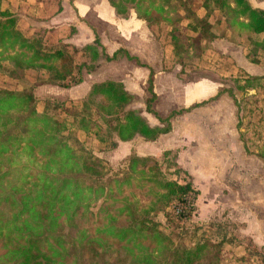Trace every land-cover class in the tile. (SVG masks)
<instances>
[{
	"label": "rangeland",
	"instance_id": "374dc122",
	"mask_svg": "<svg viewBox=\"0 0 264 264\" xmlns=\"http://www.w3.org/2000/svg\"><path fill=\"white\" fill-rule=\"evenodd\" d=\"M203 1L191 2L198 14L204 13ZM127 4V12L119 14L107 0H0L2 8L16 15L24 33L41 36L47 47L65 44L82 74L80 84L63 86L60 83L68 80H51L45 69L28 68L20 77L7 73L12 65L7 59H0V88L32 90L37 109L46 106L49 113L64 118L67 128L99 158L102 172L97 177L109 181L121 175L128 156L108 147L107 127L97 106L88 110V121L99 122L100 127L87 129L77 126L73 116L63 108L84 106L86 91L95 80L123 81L134 94L127 107L140 111L150 123H160L159 117L168 118L176 136L185 137L177 148L172 147L167 160H173L176 148L182 151V166L189 168L195 177L213 176L211 185L205 181L199 183L198 204L190 217H178L174 203L150 213L158 228L173 242L180 240L186 245H193L203 237L223 239L219 264H264V162L258 156L264 150V78L256 87L248 90L241 87L246 73L264 74V49L248 54L253 45L247 31L229 27L223 17H218V11L213 10L209 19L215 38L205 43L207 49L201 57L180 63L173 52L170 35L173 25L163 19L146 21L137 15L134 4ZM167 14L171 15L172 11ZM189 21L181 18L176 24L183 26ZM80 24L81 32L77 28ZM95 35L101 42L96 60L81 50H72V45L80 48ZM261 35L254 34L253 38ZM150 69L155 92L152 107L159 117L146 109L145 104ZM140 138L133 141L141 142ZM16 159L13 175H20L23 169L26 172L23 178L30 180L34 175L29 172L38 173V164L45 157L37 153L29 158L25 152H19ZM162 170L168 177H188L183 172L170 173L173 165ZM138 176L120 185L112 182L113 196L89 193L84 198L72 234L77 237L84 231L92 240V247L86 246L78 252L83 258L88 257L90 263L137 264L131 261L138 250L142 251L138 257L147 256L150 248L154 250L153 245L147 244V238L145 243H139L138 239L132 243L112 234L128 225L122 211L126 202L134 206L136 201L145 206L151 200V183L144 175L141 180ZM129 205L126 204L127 209ZM111 213L115 221L110 219ZM131 243L133 248L128 245ZM65 260L72 263L75 256H67Z\"/></svg>",
	"mask_w": 264,
	"mask_h": 264
},
{
	"label": "trees",
	"instance_id": "16d2710c",
	"mask_svg": "<svg viewBox=\"0 0 264 264\" xmlns=\"http://www.w3.org/2000/svg\"><path fill=\"white\" fill-rule=\"evenodd\" d=\"M107 1L119 14L127 12L129 2L134 4L132 7L137 15L146 21L168 20L173 25L170 31L173 52L180 63L194 56L201 57L207 49L205 43L215 38L209 19L213 10L218 11V17H223L229 27L237 28L239 32L243 29L247 31L253 45L248 54H256L258 50L264 49V9L253 6L250 0H204L203 14L193 10L192 0ZM169 11H172L171 15L167 14ZM181 18L190 21L180 26L176 23ZM182 28L185 33L181 31ZM259 33H262L261 38H253L254 34ZM100 46L101 42L95 35L91 42L80 48L72 45V50H81L91 60H96ZM180 46L182 49H179ZM114 55L115 52L108 57ZM0 59H7L12 65L7 73L19 77L24 70L36 68L47 70L51 80H68L60 83L63 86L82 81L74 54L65 44L47 47L41 36L27 35L18 26L16 15L1 5ZM263 78L264 74L246 73L241 87L245 90L256 87ZM146 90L149 93L145 100L146 109L157 115L152 108L155 97L152 69L148 74ZM34 96L30 89L0 88V264H92L88 257L85 259L78 254L86 246H91L92 240L84 231L77 237L72 234L84 198L89 193L113 196L115 191L112 182L120 185L138 174V179L141 180L144 175L151 183V200L145 206L136 201L134 206L126 202L131 206H127L130 207L127 209L124 204L122 211L126 213L128 225L115 229L112 234L132 243L134 239L145 243L144 239L147 238V244L154 246V250L150 248L145 258L138 257L142 252L138 250L131 263L219 264L223 239L215 241L203 237L193 245H186L180 240L173 242L150 216V213L173 203L175 209L177 204L185 205L180 212H175L180 218L190 217L196 209L198 189L191 180L188 177L182 178L183 181L179 180L180 177H168L162 170L173 165L174 170L170 173L178 175L183 172L188 176L177 161L176 153H173V160H167L172 152L170 149L164 150L162 159L131 151L125 168L120 170V176L109 181L101 180L97 177L102 172L99 158L67 128L64 118L49 113L46 106L38 110ZM133 98L134 94L125 87L123 81L104 78L91 83L85 94L83 108L66 106L63 109L73 116L77 126L87 129L95 125L100 127L99 122L88 121V110L91 106H97L104 127H107L110 139L108 147L112 148L117 146L118 140H130L135 135L152 140L171 129L168 118L157 115L161 122L152 125L140 111L127 107ZM101 141L106 143V140ZM19 149L29 158L37 153L45 157L38 164V173L29 172L34 175L30 180L23 178L26 175L23 169L20 175H13V162L17 161ZM258 156L264 162V150L258 152ZM114 216L110 214L112 221L116 220ZM132 243L128 245L133 248ZM252 245L257 246L255 243ZM67 256H75V260L67 263ZM262 260L264 262V255ZM113 262L103 263L115 264Z\"/></svg>",
	"mask_w": 264,
	"mask_h": 264
},
{
	"label": "crops",
	"instance_id": "0c3cea01",
	"mask_svg": "<svg viewBox=\"0 0 264 264\" xmlns=\"http://www.w3.org/2000/svg\"><path fill=\"white\" fill-rule=\"evenodd\" d=\"M250 2L253 6L260 7V8L264 9V0H250ZM55 19L58 20V18H55ZM82 27L83 26L81 24L77 26L79 32H81ZM27 35H30V34L27 33ZM217 38H219V37H217ZM221 38H224V37H221ZM151 113L153 115H155L156 117H158L157 116L158 113H157V115L154 114L153 112H151ZM170 123H171V121H170ZM150 124L154 125V124H159V123H150ZM136 137H139V138L141 137L140 138L141 142L135 143L133 140ZM180 138L176 136V133L174 132V128L172 127V123H171V129L166 133H161L156 139L146 140L140 135H135L130 140H118L117 146L115 148H116V150L120 151L119 153H123L125 155V157H127L131 153V151H135L137 154H140V155H152L156 158H160L161 156H163L164 150H166V149L173 150L172 147L177 148L181 142H184L185 137L182 136ZM146 141L153 143V144L151 145V144L147 143ZM146 144H148V146ZM176 148H175L176 159L182 166V163H181L182 151H179ZM193 155L194 154L191 153L190 157L192 158V161L195 162V160H193ZM182 167L186 170L188 178L191 180L193 186L198 189V195H197V199H196V202L198 204V200H199L198 196L201 192V188L199 186V183L205 181V182H207L206 184L211 185L209 182H211L212 178H210V177H213V176H210L211 174H209V175L207 174V176H205V177L197 178V177H195V175L190 170H188L189 168H186L185 166H182ZM179 180L183 181L184 179L179 178ZM197 204H196V206H197ZM206 207L207 206H205V210L207 209ZM198 210H200V207L198 208ZM239 245H241V244H239Z\"/></svg>",
	"mask_w": 264,
	"mask_h": 264
},
{
	"label": "built area",
	"instance_id": "2783aa9c",
	"mask_svg": "<svg viewBox=\"0 0 264 264\" xmlns=\"http://www.w3.org/2000/svg\"><path fill=\"white\" fill-rule=\"evenodd\" d=\"M184 206H185L184 204H177L175 211L176 212H180L183 209Z\"/></svg>",
	"mask_w": 264,
	"mask_h": 264
}]
</instances>
